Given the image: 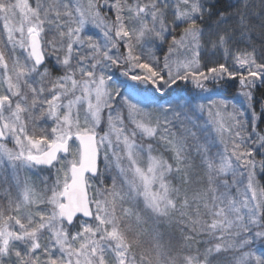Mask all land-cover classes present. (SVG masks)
<instances>
[{"label":"snow or ice","instance_id":"obj_1","mask_svg":"<svg viewBox=\"0 0 264 264\" xmlns=\"http://www.w3.org/2000/svg\"><path fill=\"white\" fill-rule=\"evenodd\" d=\"M216 3L0 0V264H264V22Z\"/></svg>","mask_w":264,"mask_h":264},{"label":"rangeland","instance_id":"obj_2","mask_svg":"<svg viewBox=\"0 0 264 264\" xmlns=\"http://www.w3.org/2000/svg\"><path fill=\"white\" fill-rule=\"evenodd\" d=\"M30 2H34V0H30ZM222 59L223 58H221V60ZM162 63H163V60H162ZM113 82H114V84H117L121 87V90L124 92L125 95L131 96V98L134 101L139 102L142 107H144L147 110H152V111H155L159 104H166L169 101H181V100L188 101L191 99L192 95H196V93L199 91V90H196L191 83L186 84L184 82H178L179 83L178 89L182 90V87H180V86H183V87L186 86V88H187L186 92L181 91L182 92L181 93L180 91H176L178 89L177 88L175 89V86L173 85L171 87L170 91L168 92L167 96L163 97L162 100L156 101L154 99V97L152 96L151 92L146 90V89L150 88V86L134 85V82L128 81L124 77L120 76L119 72H116L114 74ZM126 86H129V87H127V90L125 91ZM208 87L213 88L214 85L209 84ZM224 89H226V88H224ZM216 90L219 92L220 96L219 97L213 96L212 99L224 98L223 94H222V92H223L222 89L217 88ZM226 90L228 91V89H226ZM207 95H208L207 93H200L198 98L195 101H193V103L194 104H198V103L208 104L209 101L205 98V97H207ZM229 100H231V99H229ZM211 119L212 118L208 115L207 110H205V112L203 113L202 118L199 121V123L201 125H203L205 121H208L210 123ZM26 175H29V174L28 173H21L22 178Z\"/></svg>","mask_w":264,"mask_h":264},{"label":"trees","instance_id":"obj_3","mask_svg":"<svg viewBox=\"0 0 264 264\" xmlns=\"http://www.w3.org/2000/svg\"><path fill=\"white\" fill-rule=\"evenodd\" d=\"M248 4H249L248 12H249V15L252 19V22L255 25L259 26L261 24V22H264V0H248ZM241 5H242V0H217V3H216V7L218 9H228L231 11H235V9L240 8ZM253 38L257 41V44H258L259 43V37H258L257 32H253ZM166 47L167 46L165 45L164 50H166ZM240 47L243 48L244 44H241ZM164 50L158 51L156 53V55L159 57V59L161 61V64H162V60L164 58ZM221 58H222L221 55H218L217 57H215V59H218V60H221ZM221 62H222V60H221ZM174 86H175V89L176 88L178 89L179 83H177V85H174ZM237 86H238V84H236L233 87L226 88V89H228V91L226 89H224L223 87H221V89L223 91L222 92L223 97L226 99H232L236 94ZM180 87H182V90L178 89L176 91L186 92V89H187L186 86L185 87L180 86ZM254 95H255V98L257 101V105H256L257 111L259 112V110H260L259 102L262 99H264V87L258 86L254 92ZM257 123L259 125L258 130L261 132H264V121L258 120ZM262 182H264V180H262Z\"/></svg>","mask_w":264,"mask_h":264}]
</instances>
